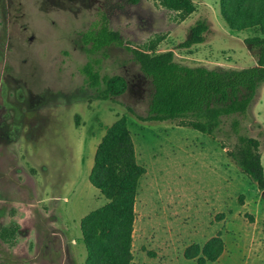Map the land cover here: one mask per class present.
<instances>
[{"label": "rangeland", "instance_id": "374dc122", "mask_svg": "<svg viewBox=\"0 0 264 264\" xmlns=\"http://www.w3.org/2000/svg\"><path fill=\"white\" fill-rule=\"evenodd\" d=\"M220 1L194 0L196 10L182 19L161 0H0V264H85L81 221L108 202L90 180L94 157L122 116L146 168L130 264L184 259L183 248L203 245L215 221L233 210L236 221L258 220L252 231L264 240L261 192L216 139L175 121H142L128 110L145 114L151 94L150 79L129 51L107 48L101 71L137 83V91L91 99L81 72L87 54L79 33L100 13L132 44L172 50L183 64H255L256 50L245 39L261 36L259 26L230 28ZM198 21L208 25L205 40L178 47ZM263 93L264 83L243 130L259 138L264 166Z\"/></svg>", "mask_w": 264, "mask_h": 264}, {"label": "trees", "instance_id": "16d2710c", "mask_svg": "<svg viewBox=\"0 0 264 264\" xmlns=\"http://www.w3.org/2000/svg\"><path fill=\"white\" fill-rule=\"evenodd\" d=\"M135 5L140 0H127ZM183 19L196 10L194 0H161ZM222 15L230 28L242 30L259 26L261 36L245 39L256 50L255 64L242 68L187 65L174 60L173 51L153 52L132 44L113 29L100 13L91 27L79 33L87 54L81 67L91 99H112L127 88L119 74L101 71L107 48L121 46L129 51L142 73L151 81V94L145 114L128 110L142 121H175L216 139L228 157L254 183L264 199V166L260 140L243 130V119L264 83V0H221ZM208 25L196 22L189 35L178 43L190 48L205 40ZM146 168L137 162L131 132L122 116L107 131L97 147L90 174L91 182L108 197V202L81 221L87 249L85 264H130L135 198L140 176ZM221 233L203 245L188 244L183 255L195 264L215 261L224 251Z\"/></svg>", "mask_w": 264, "mask_h": 264}, {"label": "crops", "instance_id": "0c3cea01", "mask_svg": "<svg viewBox=\"0 0 264 264\" xmlns=\"http://www.w3.org/2000/svg\"><path fill=\"white\" fill-rule=\"evenodd\" d=\"M260 98L261 96H259L258 100ZM237 212L236 210L228 211L222 220L215 221L214 229L206 237L208 239L221 232V236L225 242V248L221 255L215 261L208 264H264V240L259 237V234L252 231L253 226L255 223H258V220L255 222L236 221L235 216H237ZM184 249L185 247L182 250V254ZM152 258L156 260L155 264H176V261L177 263L179 262L178 264H191L190 261L194 260L187 259L184 255V259L174 260L162 256ZM131 264L135 263L132 262ZM140 264L146 263L141 262Z\"/></svg>", "mask_w": 264, "mask_h": 264}, {"label": "flooded vegetation", "instance_id": "af4514ba", "mask_svg": "<svg viewBox=\"0 0 264 264\" xmlns=\"http://www.w3.org/2000/svg\"><path fill=\"white\" fill-rule=\"evenodd\" d=\"M138 84L137 83H131V84H128V82H127V88L129 89V91H133V90H135V91H137V88L135 87V86H137ZM135 87V88H134ZM140 89V88H139Z\"/></svg>", "mask_w": 264, "mask_h": 264}]
</instances>
